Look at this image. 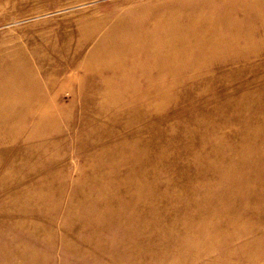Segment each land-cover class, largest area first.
<instances>
[{"label":"rangeland","instance_id":"rangeland-1","mask_svg":"<svg viewBox=\"0 0 264 264\" xmlns=\"http://www.w3.org/2000/svg\"><path fill=\"white\" fill-rule=\"evenodd\" d=\"M0 264H264V0H0Z\"/></svg>","mask_w":264,"mask_h":264}]
</instances>
